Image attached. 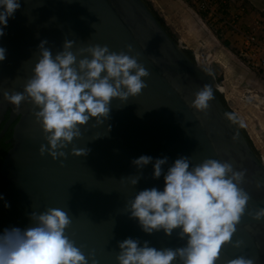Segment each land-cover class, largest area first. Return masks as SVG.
Segmentation results:
<instances>
[{
    "label": "water",
    "instance_id": "obj_1",
    "mask_svg": "<svg viewBox=\"0 0 264 264\" xmlns=\"http://www.w3.org/2000/svg\"><path fill=\"white\" fill-rule=\"evenodd\" d=\"M65 39L75 41L73 50L100 44L126 51L131 45L128 54H136L150 75L139 95L125 102L114 99L108 119L100 124L91 118L80 127V138L64 149L66 157L54 160L39 154L46 142L33 116L37 109L28 103L16 108L2 93L23 90L41 40L55 54ZM0 47L6 49L0 62V123L9 112L0 139L17 119L0 166V233L31 226L33 212L62 208L72 219L66 234L86 257L92 253L97 264H116L117 244L125 238L148 241L158 249L183 246L176 230L170 236L162 230L146 234L124 211L136 192L163 188V177L153 178L151 163L137 169L132 161L141 155L167 157L170 165L185 156L191 165L212 158L244 170L241 187L250 196L231 238L242 241L241 246L223 244L216 264L238 256L264 264V218L252 215L264 207V162L237 122L225 118L229 111L216 95L210 70L185 55L142 0H20ZM205 84L211 85L214 98L206 112H198L190 101ZM72 148H86L87 153L76 155ZM137 175L132 187L131 176Z\"/></svg>",
    "mask_w": 264,
    "mask_h": 264
},
{
    "label": "clouds",
    "instance_id": "obj_2",
    "mask_svg": "<svg viewBox=\"0 0 264 264\" xmlns=\"http://www.w3.org/2000/svg\"><path fill=\"white\" fill-rule=\"evenodd\" d=\"M19 8L20 0H0V36ZM46 44V40L38 44V56L23 90L2 94L16 108L28 103L37 109L33 116L46 142L40 144L39 154L62 160L66 157L64 149L80 138L81 126L91 118L103 124L109 117L111 102H125L139 95L150 73L136 54H128L133 52L131 45L126 46V51H111L100 44L73 50L75 41L65 39L61 50L53 54ZM5 57L6 49L0 47V62ZM213 98L211 85L205 84L193 94L190 106L206 112ZM225 118L237 121L232 113H225ZM70 151L80 156L87 153L86 148ZM150 163L153 178L163 177V188L136 192L124 211L136 219L144 233L162 230L170 236L176 230L184 244L158 249L149 246L148 241L125 238L117 244L116 264H216L223 244L241 246L242 241L231 238L250 200L241 187L244 170H235L228 161L212 158L191 165L185 156L170 165L167 157L153 160L141 155L132 161L137 169ZM131 177L133 187L139 176ZM252 215L256 220L264 218V207H258ZM31 221L24 230L13 227L0 233V264H97L92 253L86 257L66 234L72 219L62 208L33 212ZM226 264L256 262L238 256Z\"/></svg>",
    "mask_w": 264,
    "mask_h": 264
},
{
    "label": "crops",
    "instance_id": "obj_3",
    "mask_svg": "<svg viewBox=\"0 0 264 264\" xmlns=\"http://www.w3.org/2000/svg\"><path fill=\"white\" fill-rule=\"evenodd\" d=\"M149 2L153 10L162 19L165 27L171 34V38L180 42L187 50H190L194 56H199L201 53L205 54L209 60V64H213L218 67L220 74L223 77L224 82L230 84V86H236V84L242 83L244 78L246 81H251L255 84L261 85L264 83V78L254 72L251 69L242 66V62L220 42L215 35V31L210 29L202 15L197 11L190 0H146ZM238 2L244 3L248 14L246 16L247 22L250 18L257 17L264 14V0H240ZM225 41L233 47L236 46L233 36L224 35ZM236 51V49H235ZM236 53H238L236 51ZM244 62V61H243ZM247 69L250 74L248 76H233L236 72H242V69ZM240 70V71H237ZM259 82H261L259 84ZM264 86V85H263ZM251 108V107H250ZM253 107L250 113L254 122H258L260 119L257 109ZM252 119H248L249 121ZM248 137L254 139L258 143V135L256 131L249 126ZM245 128V129H246ZM247 131V130H246ZM253 133V134H252Z\"/></svg>",
    "mask_w": 264,
    "mask_h": 264
},
{
    "label": "built area",
    "instance_id": "obj_4",
    "mask_svg": "<svg viewBox=\"0 0 264 264\" xmlns=\"http://www.w3.org/2000/svg\"><path fill=\"white\" fill-rule=\"evenodd\" d=\"M206 25L217 34L233 36L235 48L247 67L264 78V14L246 20L242 2L190 0ZM234 3V4H233ZM180 46H184L179 42ZM197 61L198 57L195 56Z\"/></svg>",
    "mask_w": 264,
    "mask_h": 264
},
{
    "label": "rangeland",
    "instance_id": "obj_5",
    "mask_svg": "<svg viewBox=\"0 0 264 264\" xmlns=\"http://www.w3.org/2000/svg\"><path fill=\"white\" fill-rule=\"evenodd\" d=\"M238 1L240 0H232L231 2L237 3ZM259 16L261 15L259 14ZM215 35L218 37L220 42L224 44L225 36L217 33H215ZM173 40L176 43H179L176 39ZM227 48L237 57V59L242 62V66H245V68L248 69L246 63L243 62V59L240 57V55L236 53L237 50L235 51L236 48L234 44L233 47L229 45ZM185 50L187 49L184 47L182 51L184 52ZM193 57L195 62L196 59L194 54ZM206 57L207 56L205 54L201 53L198 56L196 62H209L208 58L206 59ZM245 68L241 70V73L235 72L233 76H248L247 79H250V76L253 75L250 74V72ZM208 69L213 74L215 83L219 86L215 88V92L217 91L219 93L221 100H223L222 104L229 111V113H232L237 117L240 126L242 125V129L245 131V137H247L246 139H249L251 148L253 149L254 153L264 162V83L258 85L251 81H246V78H244L242 83L236 84V86H230L229 83L224 82L217 66L209 64ZM260 83L261 82H259V84ZM220 97L218 98L220 99ZM253 107H255L254 109H257V113L260 116L258 122H254V120L251 118L250 113L252 112ZM248 119L252 120L249 121ZM247 126L256 131V134L258 135L257 139L259 140L258 143L255 142L254 139H250V137H248L249 131L246 128Z\"/></svg>",
    "mask_w": 264,
    "mask_h": 264
},
{
    "label": "trees",
    "instance_id": "obj_6",
    "mask_svg": "<svg viewBox=\"0 0 264 264\" xmlns=\"http://www.w3.org/2000/svg\"><path fill=\"white\" fill-rule=\"evenodd\" d=\"M142 1H143L144 4L146 5V7L150 10V12L152 13V15L156 18V20L161 24V26L164 28V30L167 32V34L171 37V34L169 33V31H168L167 28L165 27V25H164L162 19H161V18L158 16V14L153 10V8H152L151 5L149 4V2H147L146 0H142ZM172 39H173V38H172ZM224 45H225L226 47L229 46L228 42H226V41H224ZM184 53L186 54V56H187L192 62H194L193 53H192L190 50H185ZM216 95H217L218 97H220V96H219V93H218L217 91H216ZM220 100H221V97H220ZM221 101H222V103H223V100H221ZM7 116H8V111L6 112V114H5V118H4V119H6ZM236 122H237V124L239 125L240 129L242 130L243 134L245 135V131H244V130L242 129V127L240 126L238 120H237ZM2 123H3V122L0 123V130H1V128H2ZM10 136H11V130L9 129V130L5 133V135L0 139L1 155H2V153L5 154L6 150L10 147L9 144H4V140H5L6 138H10ZM246 138H247V137H246ZM247 140H248V142H249V139H247ZM249 143H250V142H249Z\"/></svg>",
    "mask_w": 264,
    "mask_h": 264
},
{
    "label": "flooded vegetation",
    "instance_id": "obj_7",
    "mask_svg": "<svg viewBox=\"0 0 264 264\" xmlns=\"http://www.w3.org/2000/svg\"><path fill=\"white\" fill-rule=\"evenodd\" d=\"M8 117H9V112H8V116H7V118L6 119H4L2 122V127H3V124L7 121V119H8ZM4 118H5V116H4ZM17 121V119H15L11 124H10V126H9V128L7 129V131L10 129L11 130V133H12V127L14 126V124H15V122ZM6 131V132H7ZM5 135V134H4ZM11 136H10V138H6L5 140H4V144H9L10 145V143H11ZM10 148V147H9ZM8 148V149H9ZM7 149V150H8ZM7 150H6V152H7ZM5 152V153H6ZM5 154H3L2 153V155H1V149H0V166H1V162H2V159H3V156H4Z\"/></svg>",
    "mask_w": 264,
    "mask_h": 264
},
{
    "label": "bare ground",
    "instance_id": "obj_8",
    "mask_svg": "<svg viewBox=\"0 0 264 264\" xmlns=\"http://www.w3.org/2000/svg\"><path fill=\"white\" fill-rule=\"evenodd\" d=\"M201 68L204 70H208L209 62L200 63ZM216 87H219L217 84H215Z\"/></svg>",
    "mask_w": 264,
    "mask_h": 264
}]
</instances>
